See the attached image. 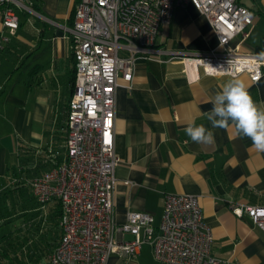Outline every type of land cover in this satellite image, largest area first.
I'll list each match as a JSON object with an SVG mask.
<instances>
[{
	"label": "crops",
	"instance_id": "0c3cea01",
	"mask_svg": "<svg viewBox=\"0 0 264 264\" xmlns=\"http://www.w3.org/2000/svg\"><path fill=\"white\" fill-rule=\"evenodd\" d=\"M30 1L33 12L22 11L14 33L0 20V55L17 58L14 68L0 74V118L10 146L1 152L3 166L8 153L17 162L5 171L17 167L24 153L27 164L39 165L37 174H42L65 157V117L75 70L68 27L76 0ZM238 2L255 14L241 50L264 53V0ZM217 42L209 22L192 4L177 7L150 51L137 55L131 86L119 79L112 135L119 160L114 221L122 224L130 212H145L154 217L157 232L166 194L196 195L211 232L212 255L229 264H264V232L229 208L230 202L264 205V152L234 127L213 128L204 116L213 107L214 95L232 79L242 80L264 109V66L261 78L253 82L248 74L206 75L192 62L170 58L209 51ZM192 122L213 131L214 142H192L184 131ZM46 157L50 159L42 161ZM116 236L133 238L130 233ZM106 264L159 263L145 243L133 257L112 254Z\"/></svg>",
	"mask_w": 264,
	"mask_h": 264
},
{
	"label": "built area",
	"instance_id": "2783aa9c",
	"mask_svg": "<svg viewBox=\"0 0 264 264\" xmlns=\"http://www.w3.org/2000/svg\"><path fill=\"white\" fill-rule=\"evenodd\" d=\"M192 4L209 22L217 45L206 52L176 53L204 74L235 78L262 76L264 53L241 50L255 14L238 0H76L68 27L74 57L73 91L65 117V157L33 177L30 188L41 208L57 200L61 235L46 264H106L109 256L133 257L149 244L159 264H229L211 253L212 236L203 222L199 198L166 194L155 232L151 214L130 212L114 221L113 191L118 158L113 147L119 79L131 86L135 59L150 51L175 8ZM17 9L33 12L30 0H0L3 28L19 27ZM264 232V205L229 203ZM130 233L129 241L117 234Z\"/></svg>",
	"mask_w": 264,
	"mask_h": 264
},
{
	"label": "trees",
	"instance_id": "16d2710c",
	"mask_svg": "<svg viewBox=\"0 0 264 264\" xmlns=\"http://www.w3.org/2000/svg\"><path fill=\"white\" fill-rule=\"evenodd\" d=\"M26 161L21 153L18 166L0 178V264H46L61 235L60 204L53 200L41 208L30 188L39 165Z\"/></svg>",
	"mask_w": 264,
	"mask_h": 264
},
{
	"label": "clouds",
	"instance_id": "9594fccd",
	"mask_svg": "<svg viewBox=\"0 0 264 264\" xmlns=\"http://www.w3.org/2000/svg\"><path fill=\"white\" fill-rule=\"evenodd\" d=\"M212 104V109L204 113V116L213 128L234 127L238 134L250 138L254 149L264 152V109L258 107L242 80L232 79L225 83L214 95ZM184 131L192 142H214L213 131L204 124L192 122Z\"/></svg>",
	"mask_w": 264,
	"mask_h": 264
},
{
	"label": "rangeland",
	"instance_id": "374dc122",
	"mask_svg": "<svg viewBox=\"0 0 264 264\" xmlns=\"http://www.w3.org/2000/svg\"><path fill=\"white\" fill-rule=\"evenodd\" d=\"M17 14H18V16L20 17V18H23V16H24V14H23V12L21 11V10H18L17 9ZM29 18H30V16H29ZM13 43H15L14 41H13ZM14 53H19L18 52V50H16V51H14ZM15 55V54H14ZM16 61L17 60V58H15L14 56H1L0 55V74H2L3 73V69L4 68H14L13 67V65H12V62L14 61V60ZM10 60V61H9ZM9 130V129H8ZM7 133H9L8 131H7V126H6V124H5V122H3V120L0 118V178H1V176L4 174V171H5V166H13V165H17V162H16V158L15 157H12L13 158V160H11L10 158H11V154L10 153H8L7 154V160H6V162H5V166H3V153L1 152V149L3 148V147H5L7 150L10 148V146H9V140H8V138L6 137V134ZM13 155H15V154H13ZM38 173V172H37ZM34 174L33 172L30 174V176H29V180L33 177L32 175L34 174V177L35 176H38V174ZM32 176V177H31ZM28 180V181H29Z\"/></svg>",
	"mask_w": 264,
	"mask_h": 264
}]
</instances>
